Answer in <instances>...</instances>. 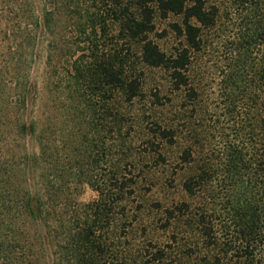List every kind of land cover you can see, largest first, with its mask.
I'll return each instance as SVG.
<instances>
[{"label":"trees","instance_id":"trees-1","mask_svg":"<svg viewBox=\"0 0 264 264\" xmlns=\"http://www.w3.org/2000/svg\"><path fill=\"white\" fill-rule=\"evenodd\" d=\"M88 1L90 7L81 5L85 0H40V18L36 0H0V264H44L52 256V264H160L175 249L183 253L173 257L177 258L175 264H188L190 259L193 264H264V59L254 76L263 93L261 106L257 99H250L256 112L246 117L247 123L241 127L246 130L247 145L228 147L224 159L217 156V162L193 148L182 152L181 167L188 170L182 190L190 198L201 197L200 205L195 208L184 201L155 205L162 210L161 228L173 230L170 240L161 247L154 248L149 242L135 255L126 246L120 249L107 243V234L115 231L112 223L118 217L116 211L122 201L133 196L137 180L121 175L119 166L116 170L111 166L107 175L94 181L83 172L82 161L77 166L79 171L69 162L60 165L55 143L44 142L48 139L39 131L40 122L27 118L30 67L39 44V30L43 27L50 31L55 15L72 13L69 17L76 20L75 28L83 35L78 43L90 45L96 54L97 33L104 35L108 22L118 27L123 47L116 54L94 55L85 64L82 55L69 63L65 107L66 113L84 112L79 106L94 112L93 131L106 130L110 142L125 147L126 170L134 166L128 162L131 153L121 133L123 115L113 107L112 100L115 93H121L125 103L141 96L139 77L128 75V51L137 46L141 62L165 70L172 90L181 91L188 84L191 53L200 49V28L194 23L213 27L217 9L208 8L206 0ZM157 14L162 19L169 15L181 18V24H173L172 30L183 42L170 55L150 39ZM87 92L94 101L98 99V109L95 102L80 101ZM188 94L191 99L197 97L194 89ZM173 112L176 118L181 115L180 108ZM174 121L153 131L169 145L177 142ZM28 137L37 143L38 154L30 156L27 152L22 140ZM195 144L198 150L203 148L198 141ZM154 148L152 154L164 163L160 146ZM63 151L66 155V146ZM65 158L70 160L68 155ZM76 183L91 187L97 200L83 206L70 203L65 191ZM213 185L219 186L227 202L211 215L204 194ZM123 217L127 219L126 214ZM121 232L125 234L124 228ZM49 242L57 250L52 256Z\"/></svg>","mask_w":264,"mask_h":264},{"label":"rangeland","instance_id":"rangeland-1","mask_svg":"<svg viewBox=\"0 0 264 264\" xmlns=\"http://www.w3.org/2000/svg\"><path fill=\"white\" fill-rule=\"evenodd\" d=\"M36 3L41 18L43 2L36 0ZM81 5L90 7V1L85 0ZM206 5L217 9L215 24L207 28L194 23L200 28L201 43L199 51L191 53L186 72L188 84L183 90H172L165 70L143 64L137 46L128 51L131 63L127 68L128 75L139 77L141 96L125 103L121 93H115L112 100L113 107L123 115L121 133L131 153L128 162L134 166H128L126 170L122 151L125 147L110 142L106 130L93 131L94 112L85 105L79 106L84 112L74 110L66 113L65 107L68 104L66 87L69 76L66 71L70 70L69 63L79 60L82 55L85 64L94 55L107 57L116 54L123 47L118 38V27L108 22L110 26L104 35L97 33L99 47L96 54L90 45L78 43L83 35L75 28L76 20L69 17L72 13L55 15L50 31L43 27L39 30V44L32 54L34 60L30 67L27 118L30 121L36 118L40 122L39 131L48 139L44 142L55 143L54 153L60 165L69 162L75 171H79L77 166L82 161L83 172L93 176L94 181H100L107 175L111 166L115 170L119 166L121 175L135 177L134 194L120 204L116 211L118 217L112 223L115 231L110 230L106 240L120 249L126 246L131 254L136 255L138 249L149 242L155 248L170 240L173 230L161 228L162 210L156 209V204L170 206L184 201L195 208L200 205L201 197L190 198L182 190V181L188 173L180 163L183 150L193 148L216 162L217 156L224 159L228 147L247 145L248 136L243 134L246 130H241V127L247 123L246 117H252L256 112V106L251 104L250 99H257L256 103L261 106L263 93L254 76L264 59V0H206ZM176 23L181 24V18L174 15L162 19L157 14L154 18V32L150 34V39L167 55L183 42L172 30V25ZM86 45L88 47L82 49ZM190 89L195 90L196 98H189ZM87 93L84 94L85 99L79 100L83 103L95 102L98 109V99L94 101L95 97ZM176 108L181 109L183 120L178 121L181 115L175 117L173 111ZM173 118L178 127L177 142L169 145L153 131ZM82 134H85L84 137ZM195 137L198 144H203L201 150L195 147ZM22 142L30 156L38 154V145L32 138ZM156 145L160 146L164 163L152 154ZM65 146L66 155L63 151ZM67 155L70 160L65 158ZM204 195L207 196L204 203L211 215L213 211L220 210V204L227 202L222 199L225 194L219 186L213 185ZM64 197L70 203L83 206L96 201L98 195L91 187L76 183L69 186ZM125 214L126 220L123 217ZM123 228L125 234L121 232ZM48 244L52 256L57 250L51 242ZM169 253L160 264H175L177 258L173 257L183 254H178L176 249ZM52 262L53 256L47 258L44 264ZM193 263L191 259L188 262Z\"/></svg>","mask_w":264,"mask_h":264}]
</instances>
